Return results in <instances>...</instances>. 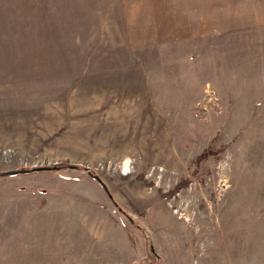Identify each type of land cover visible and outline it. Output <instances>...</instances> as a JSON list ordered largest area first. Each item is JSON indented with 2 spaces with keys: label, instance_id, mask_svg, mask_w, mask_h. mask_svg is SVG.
Returning a JSON list of instances; mask_svg holds the SVG:
<instances>
[{
  "label": "rangeland",
  "instance_id": "1",
  "mask_svg": "<svg viewBox=\"0 0 264 264\" xmlns=\"http://www.w3.org/2000/svg\"><path fill=\"white\" fill-rule=\"evenodd\" d=\"M17 170L0 264H264V0H0Z\"/></svg>",
  "mask_w": 264,
  "mask_h": 264
},
{
  "label": "water",
  "instance_id": "2",
  "mask_svg": "<svg viewBox=\"0 0 264 264\" xmlns=\"http://www.w3.org/2000/svg\"><path fill=\"white\" fill-rule=\"evenodd\" d=\"M59 167L58 166H53V167H35L30 171H49V170H58ZM26 172L25 170H17V171H12V172H6V173H2L0 176H4V175H15L18 173H24ZM93 178L102 186V188L105 190V192L108 193L107 187L105 186V184L100 180V178L96 175H93ZM109 194V193H108ZM110 196V195H109ZM111 197V196H110Z\"/></svg>",
  "mask_w": 264,
  "mask_h": 264
},
{
  "label": "trees",
  "instance_id": "3",
  "mask_svg": "<svg viewBox=\"0 0 264 264\" xmlns=\"http://www.w3.org/2000/svg\"><path fill=\"white\" fill-rule=\"evenodd\" d=\"M74 168V167H73ZM1 175V174H0Z\"/></svg>",
  "mask_w": 264,
  "mask_h": 264
}]
</instances>
